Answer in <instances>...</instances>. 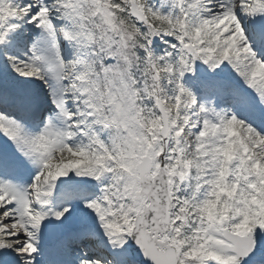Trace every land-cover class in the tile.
Masks as SVG:
<instances>
[{
	"label": "snow or ice",
	"instance_id": "1",
	"mask_svg": "<svg viewBox=\"0 0 264 264\" xmlns=\"http://www.w3.org/2000/svg\"><path fill=\"white\" fill-rule=\"evenodd\" d=\"M0 264H264V0H0Z\"/></svg>",
	"mask_w": 264,
	"mask_h": 264
}]
</instances>
